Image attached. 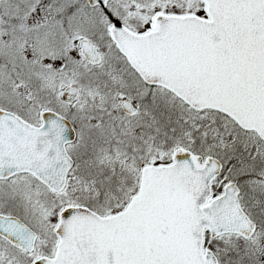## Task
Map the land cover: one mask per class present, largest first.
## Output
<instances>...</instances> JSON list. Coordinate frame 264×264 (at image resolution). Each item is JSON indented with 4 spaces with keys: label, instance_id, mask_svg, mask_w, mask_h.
I'll return each mask as SVG.
<instances>
[{
    "label": "snow or ice",
    "instance_id": "snow-or-ice-1",
    "mask_svg": "<svg viewBox=\"0 0 264 264\" xmlns=\"http://www.w3.org/2000/svg\"><path fill=\"white\" fill-rule=\"evenodd\" d=\"M0 264H264V0H0Z\"/></svg>",
    "mask_w": 264,
    "mask_h": 264
}]
</instances>
